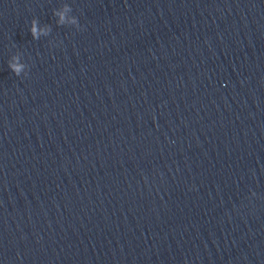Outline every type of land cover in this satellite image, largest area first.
<instances>
[{"label": "clouds", "instance_id": "clouds-1", "mask_svg": "<svg viewBox=\"0 0 264 264\" xmlns=\"http://www.w3.org/2000/svg\"><path fill=\"white\" fill-rule=\"evenodd\" d=\"M32 32H33V36H35V34H36V29H35V27H33ZM12 67L14 68V71H16L17 73L20 71V66H18V65H13Z\"/></svg>", "mask_w": 264, "mask_h": 264}]
</instances>
